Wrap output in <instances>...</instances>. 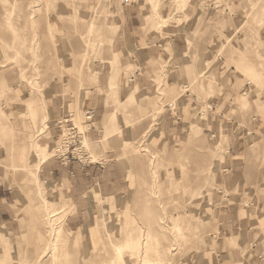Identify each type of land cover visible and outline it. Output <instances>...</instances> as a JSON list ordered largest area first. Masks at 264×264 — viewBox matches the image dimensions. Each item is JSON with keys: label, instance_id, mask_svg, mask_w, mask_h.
Instances as JSON below:
<instances>
[{"label": "rangeland", "instance_id": "obj_1", "mask_svg": "<svg viewBox=\"0 0 264 264\" xmlns=\"http://www.w3.org/2000/svg\"><path fill=\"white\" fill-rule=\"evenodd\" d=\"M256 1L0 0V194L12 203L13 217L12 232L0 234V264L205 263L196 242L216 233L217 211L236 196L241 205L248 201L240 174L232 175L225 165L232 133L243 141L246 165L264 166V58L257 53L264 51V13L258 22L264 0ZM124 5L137 14L142 45L153 43L148 57L136 51L143 61L132 68L113 54L112 40L99 30L101 18L110 22ZM171 37L176 38L173 47ZM227 37L230 48L219 51ZM113 57L118 92L140 85L144 91L126 106L107 99ZM251 78L253 83H244ZM36 89L35 114L48 115L47 127L39 131L24 103L13 98H26ZM103 90L106 97L100 100ZM245 90L253 93L248 109H238L235 97ZM87 95L96 96L95 111L105 108L99 121V112L84 117ZM180 106L179 129L160 128L165 108L177 114ZM63 109L83 132L79 150L93 152L96 145L111 151V162L102 154L104 161L110 163V175L122 179V192L107 203L87 194V214L69 210L60 190L38 177L37 183L32 174L36 141L51 148L48 154L54 152L45 161L64 151L55 126ZM207 110L218 128L208 126ZM112 111L119 112L114 121L109 120ZM222 130L225 139L219 137ZM256 140L257 151L247 153ZM38 187L44 200L56 199L59 209L50 219ZM79 213L86 222L75 227L68 219ZM181 217L189 223L176 233L170 225Z\"/></svg>", "mask_w": 264, "mask_h": 264}, {"label": "crops", "instance_id": "obj_2", "mask_svg": "<svg viewBox=\"0 0 264 264\" xmlns=\"http://www.w3.org/2000/svg\"><path fill=\"white\" fill-rule=\"evenodd\" d=\"M257 2L258 0L255 2V4ZM122 7L123 8L121 9V11H118V13H120V16L116 15L115 17H112L110 22H107L105 18H101L99 30L101 31V36L104 35L106 37H109L110 41L112 40L110 44V50L113 52V54H119L118 59L120 60L127 59L126 61L128 63L125 66L132 68L133 64L136 66L139 64L141 65L143 61V55L141 56V54H138L136 51H143V53H145L148 57V54H150L149 51L153 54V43H149V45L147 46L142 45L143 42L141 40L144 41V39L136 34L135 29L137 23V14L132 15L133 10L132 8L128 7V5H124ZM153 8L155 9L154 6ZM263 13L264 3L261 5L258 22L262 20ZM94 19L95 20L93 21H96L98 18L94 17ZM178 25L179 27L182 25V21L180 19H178ZM192 35L190 36V39ZM175 41L176 38L171 37L169 40V44L173 47L174 45H176ZM244 46H247V44H245ZM225 47L230 48L229 37L223 38L221 40L219 51H221ZM22 49L27 50L28 46H23ZM257 53L264 58V51L257 50ZM128 60L134 63L129 62ZM121 63V65H124L126 62ZM109 64L111 74L108 77L109 89L107 91V99H113L112 101H114L116 106H126L129 103L135 101L144 91L139 89V87L141 86L140 85L139 87L134 86L129 91H127V89H121L118 92V88L115 86L114 82L116 70L118 68V65H116V58H110ZM236 68L239 67L237 66ZM103 82L106 85L107 79H103ZM253 82L254 81L251 78L244 83L247 84ZM39 91V89H36L35 91L32 90L26 98H19L16 95L13 96L15 100L24 103L29 116H32L35 124H37L36 127L38 128V131L39 128L47 127L45 124L46 119L48 118V115L46 113L39 114V116L35 114V107L40 99V94L38 95ZM103 91L99 92L100 100L102 99V97H106L105 91ZM126 91L127 94H125ZM252 94L253 93L251 91L245 90L241 92L237 97H235V104L237 105L238 109H248V103L250 97H252ZM1 95L2 94L0 93V96ZM94 98H96L95 95H87V101L83 102V106L86 107L83 111H85L86 109H91L93 115H95L96 112H99L97 114V118L99 121L102 113L105 111V108L101 107L98 109V111H95L93 108V104L95 103ZM125 98L126 100L122 102L123 100L121 99ZM102 102L103 101H101V103ZM262 107L264 109V106ZM60 108L61 106L59 107V109ZM181 108V106L178 108L179 112L176 114L173 113L169 107H166L165 114L167 113L168 117L165 115L161 116L160 128H163L164 130H178L184 122L183 119H181ZM0 114V117H2L3 112L1 111ZM59 114L60 118L67 116L68 114L72 115L71 112L67 110L64 111V109L62 111L58 110V115ZM115 114L119 115V112L116 111L114 113V111H112L110 114V121H114ZM171 115L172 117H170ZM206 117L209 119V121L207 122L209 127L213 126L215 128H218L219 123L216 122V120L210 115L208 110L206 111ZM55 126L58 131L57 122ZM120 126L121 128L125 129L123 124H120ZM94 130L98 129L95 128ZM98 135L99 132L92 134L94 141L96 140ZM232 135V139H229V155H227L226 157L225 165L227 167V170L232 175L236 173L240 174V178L243 181L242 193L248 194V201L246 204L241 205L237 201V198H239V196H236L233 198L232 205H224L221 210H218L216 213V233L209 232L207 235H204V243L203 240H197L196 248L199 252L201 251L203 255H206L207 258H203V261L205 262L204 264H264V166L259 167L255 170L251 166L248 167L246 165V162H248V160L245 158V154H243V151L240 152V149H243V141H240L239 137H236L233 133ZM219 137L220 139L226 138V134L223 130L220 131ZM32 138L33 137H31L30 140L31 148ZM36 144L38 145L39 149L37 151H34L32 149L36 157L33 163V177L39 184L40 182H47L54 185L56 189L60 190V192L58 191V194L61 193V195L66 196L67 202L69 204V210H77L80 212L85 211L87 214V211L91 209V207L89 206V201L87 200V194L97 195L99 201L107 203L111 197H116L117 194H120L122 192L121 176L110 175L108 171L110 163L107 164L108 162L104 161V157L102 155L105 154L108 161L111 162L112 158H109L111 155V151L104 152L101 146L98 147L96 145H92L91 148L93 152L81 150L80 156H77L74 153L71 156L69 152H62L60 154L53 155L51 160L49 159L45 161L54 152L48 154L49 150L51 149L48 145L39 144L37 141ZM259 144L260 140L251 141L246 147V152L249 154H254L257 151ZM39 156L45 157H43L44 159L42 158L43 161L40 159L39 162L41 163H36V166L35 162L37 161V157ZM94 158L96 159L94 160ZM37 177L40 182L38 181ZM247 179L251 180V183L244 184L245 180ZM255 180L257 181L254 182ZM36 193L42 199L45 212L50 219L52 217L51 213L59 209L55 201L56 199L51 198L53 200H44L42 190L39 187L37 188ZM10 194V192H7V197L10 196ZM11 205L12 203L7 202L6 197L0 194V228L2 230L0 231L1 235H4L6 232H12L11 224L13 221V217L9 213ZM97 208L98 207H95V209ZM255 210L260 211L259 214L255 213ZM81 214L82 213H79L75 218L72 217L73 220L68 219V221L75 227L76 225H79V227L83 226L86 221L84 222V213L83 215ZM68 218H70V216ZM170 226H172V224ZM125 232H127V234L130 236V229ZM133 240H138V242L144 241L140 240L139 237H136ZM19 245L20 243H18V246ZM161 251L162 250L160 249L159 256L163 258L161 256ZM152 260L153 259H151L150 261ZM23 264H26V262H24Z\"/></svg>", "mask_w": 264, "mask_h": 264}, {"label": "built area", "instance_id": "obj_3", "mask_svg": "<svg viewBox=\"0 0 264 264\" xmlns=\"http://www.w3.org/2000/svg\"><path fill=\"white\" fill-rule=\"evenodd\" d=\"M92 115L93 112L91 109H86L84 111V117L86 119H90ZM57 125L59 129L60 144L64 150L63 152H69L71 156L76 149H78L77 152H81L79 149L82 148L80 139L83 137V132H79L78 128L71 120V115L68 114L67 116L60 118L57 121Z\"/></svg>", "mask_w": 264, "mask_h": 264}, {"label": "bare ground", "instance_id": "obj_4", "mask_svg": "<svg viewBox=\"0 0 264 264\" xmlns=\"http://www.w3.org/2000/svg\"><path fill=\"white\" fill-rule=\"evenodd\" d=\"M44 153V152H43ZM138 156V155H137ZM45 157V156H44ZM42 158H43V156H42ZM44 159V158H43ZM40 160V159H39ZM38 160V161H39ZM42 160V159H41ZM37 161V162H38ZM43 161V160H42ZM39 163H41V162H39ZM39 163H37V164H39ZM37 164H36V166H37ZM37 169V168H36ZM181 183V182H180ZM184 202V201H183ZM182 208H183V206H182ZM182 214H184L183 212H181ZM180 216V215H179ZM183 217H181L180 218V221L178 222H173L172 223V226H173V228L175 229V231H176V233H182L181 231L184 229L183 227H187L188 226V223H189V221H187V220H185V219H182ZM191 224V223H190ZM189 226H191V225H189ZM191 229V228H190ZM53 243V242H52ZM55 243V242H54ZM50 246H51V244H50ZM53 249V248H52ZM51 249V250H52ZM45 253H46V251H45ZM44 254V253H43ZM48 255V254H47ZM41 256H42V254H41ZM144 258L146 259L147 257L146 256H144ZM150 258H148V260H149ZM161 259V258H160ZM163 259V258H162ZM38 260V259H37ZM154 260V259H153ZM147 261V260H146ZM160 261V260H159ZM150 262V261H149ZM160 263H161V261H160ZM163 263V262H162Z\"/></svg>", "mask_w": 264, "mask_h": 264}]
</instances>
